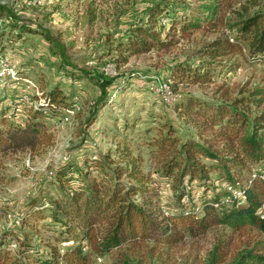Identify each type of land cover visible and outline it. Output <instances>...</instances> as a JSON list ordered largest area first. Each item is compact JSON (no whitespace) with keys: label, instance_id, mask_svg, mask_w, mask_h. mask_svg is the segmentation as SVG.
Returning a JSON list of instances; mask_svg holds the SVG:
<instances>
[{"label":"rangeland","instance_id":"obj_1","mask_svg":"<svg viewBox=\"0 0 264 264\" xmlns=\"http://www.w3.org/2000/svg\"><path fill=\"white\" fill-rule=\"evenodd\" d=\"M242 1L224 3L239 7ZM194 2L198 0H0L4 7L0 114L23 124L34 109L44 105V95L51 89L58 87L66 99L64 108L45 118L51 136L47 145L0 155V251L9 245L10 252L17 253L19 239H25L32 254L40 256H47L52 247H62L56 243L59 226L46 217V209L57 194L56 173L63 168L76 188L136 160L146 175L145 187L156 194L167 216L173 182L163 176L164 159L156 155L152 140L170 127L181 141L192 139L206 146L195 126L198 120L181 105L185 99L230 104L240 89L264 87V53L250 56L242 47L220 60L222 65L208 83H184L173 90L166 80L168 73L193 63L191 57L212 36L197 32L171 49L131 54L125 61L123 53L107 52L106 43L125 41L130 29L145 23L150 7L184 8ZM159 19L165 22L163 16ZM11 23L70 33L63 39L64 56L39 35L23 33L17 38L18 30L11 31ZM223 31L233 42L232 33ZM96 76L112 81L102 104ZM90 158L100 161L97 171L85 165ZM121 181L128 183L125 177ZM184 182L189 197L196 200L204 184ZM206 183L218 188L214 173ZM244 250L264 253V235L248 227L239 231L214 227L203 236L175 244L126 242L104 255H91V264H209L213 253L221 259L218 264H230Z\"/></svg>","mask_w":264,"mask_h":264},{"label":"trees","instance_id":"obj_2","mask_svg":"<svg viewBox=\"0 0 264 264\" xmlns=\"http://www.w3.org/2000/svg\"><path fill=\"white\" fill-rule=\"evenodd\" d=\"M168 6L150 7L145 23L130 29L125 41L113 46L106 43L107 52L113 49L123 53L125 61L131 54L171 49L197 32L212 36L191 57L193 63L168 73L166 80L173 90L184 83H208L222 65L220 60L242 47L250 56L264 53V0H244L239 7H231L224 0H198L184 8ZM1 9L4 7L0 6V16ZM162 16L163 23L159 19ZM9 26L11 31L18 30L17 38L23 33L39 35L56 54L64 56L63 39L70 33L13 23ZM224 29L232 33L233 42L225 37ZM95 80L102 104L112 81L98 76ZM44 99V105L34 109L23 124L0 114V155L48 144L51 136L46 132L45 118L64 108L66 99L58 87ZM185 101L181 108L198 120L197 132L207 145L192 139L181 141L170 127L152 140L156 155L164 159L162 174L173 182L174 197L167 216L161 212L156 194L145 187L146 175L136 160L117 165L100 179L79 183L76 188L67 177L69 171L63 168L56 173L57 194L46 209V217L59 226L56 243L62 247H52L47 256H40L32 254L25 239H19L17 253H11L9 245L0 251V264H91V255H104L126 242L175 244L203 236L214 227L232 231L248 227L264 235V176L259 168L264 161V87L242 88L230 104ZM207 132L209 135L204 136ZM97 160L90 158L85 165L97 171L101 165ZM211 173L216 175L218 188L206 183ZM123 177L128 183L121 181ZM184 181L204 184L196 200L189 197ZM224 185L239 188L241 198L222 203L228 196ZM219 261L213 253L209 264ZM230 264H264V253L244 250Z\"/></svg>","mask_w":264,"mask_h":264},{"label":"built area","instance_id":"obj_3","mask_svg":"<svg viewBox=\"0 0 264 264\" xmlns=\"http://www.w3.org/2000/svg\"><path fill=\"white\" fill-rule=\"evenodd\" d=\"M263 167H264V164H263ZM262 168L260 170L264 176V168L263 169ZM224 189L228 193V196L223 200V203L225 204L228 203L231 199H240L242 196V191L239 188L226 185Z\"/></svg>","mask_w":264,"mask_h":264}]
</instances>
